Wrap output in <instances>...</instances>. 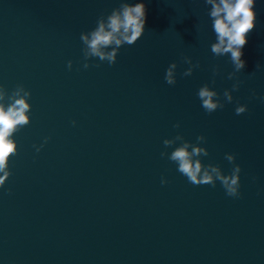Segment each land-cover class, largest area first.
<instances>
[{"label": "water", "instance_id": "95a60500", "mask_svg": "<svg viewBox=\"0 0 264 264\" xmlns=\"http://www.w3.org/2000/svg\"><path fill=\"white\" fill-rule=\"evenodd\" d=\"M120 2L0 0V84H23L33 106L0 187V264H264V0L243 49L244 83L211 114L198 89L217 65L221 98L235 80L229 57L211 52L204 0H129L146 4L145 34L116 64L94 58L83 68L81 33ZM182 54L200 64L191 76ZM172 62L177 83L168 85ZM237 102L248 110L236 115ZM178 133L204 135V163L225 174V154L236 155L239 198L220 182L190 184L161 158L163 140Z\"/></svg>", "mask_w": 264, "mask_h": 264}, {"label": "clouds", "instance_id": "9594fccd", "mask_svg": "<svg viewBox=\"0 0 264 264\" xmlns=\"http://www.w3.org/2000/svg\"><path fill=\"white\" fill-rule=\"evenodd\" d=\"M257 0H204L206 5L211 6L208 12L211 20L212 30L215 33L216 41L211 44V52L216 57L228 56L233 65V71L228 73L229 80H235L230 89H226L221 98V93L215 90L212 85L216 83L215 77L220 74V66L213 69L211 84L201 86L196 95L201 102V107L208 114L225 107L235 99L234 91H239L242 81L239 73L246 67V61L242 58L243 49L248 43V37L256 28L258 14L255 9ZM147 17L146 4L143 2L131 3L129 0H121L118 7L110 13L101 14L96 26L81 33L80 40L83 44V68L87 69L93 65L90 61L94 58L100 62H107L109 65L116 64L121 48L125 45L136 44L145 34ZM184 63L191 65L183 72L185 77L191 76L194 70L200 67L199 62L193 63L192 58L182 54ZM73 61H68L69 70L73 67ZM99 67L100 64L95 65ZM257 69L261 65L256 66ZM178 63L172 62L166 69L165 82L168 85L177 83ZM250 75H255V72ZM252 96L256 97L255 90ZM32 92L23 84L17 85L11 91L0 84V187H3L13 175L11 169L12 158L19 155L18 141L15 134L31 123L32 104L30 98ZM264 102V97H259ZM248 110L247 104L237 102L236 115H241ZM73 125L77 123L72 121ZM174 127L179 129L180 123ZM50 137H45L46 144ZM206 141L204 135L196 138V141L187 140L182 133L173 138L163 140L165 151L160 153L161 158H167L177 166V171L194 186L211 185L216 186L220 182L225 194L229 197L239 198L241 196V165L236 163L234 153H226L225 159L233 165L229 174H225L219 164H205L203 157L209 155L207 147L203 146ZM37 152H40L44 144L34 145ZM173 148L169 153L167 149ZM167 178H162L161 183L167 184ZM9 194L11 189H8Z\"/></svg>", "mask_w": 264, "mask_h": 264}]
</instances>
